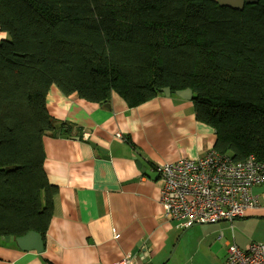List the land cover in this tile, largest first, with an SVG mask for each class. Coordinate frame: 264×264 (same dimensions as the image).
I'll list each match as a JSON object with an SVG mask.
<instances>
[{
	"label": "trees",
	"instance_id": "16d2710c",
	"mask_svg": "<svg viewBox=\"0 0 264 264\" xmlns=\"http://www.w3.org/2000/svg\"><path fill=\"white\" fill-rule=\"evenodd\" d=\"M0 30V238L45 246L59 189L43 140L73 136L48 112L52 86L130 108L191 89L215 150L264 163V0H0Z\"/></svg>",
	"mask_w": 264,
	"mask_h": 264
},
{
	"label": "crops",
	"instance_id": "0c3cea01",
	"mask_svg": "<svg viewBox=\"0 0 264 264\" xmlns=\"http://www.w3.org/2000/svg\"><path fill=\"white\" fill-rule=\"evenodd\" d=\"M7 38L0 30V41ZM47 109L73 136L43 140L44 168L59 189L45 246L38 249L35 237L0 238V264H113L127 257L144 264L141 255L149 248L153 262L182 228L164 215L161 179L143 174L138 163L154 172L160 163L203 158L215 150L214 129L196 119L192 100L176 94L130 108L117 94L99 104L52 86ZM253 193L260 205L241 219V231L231 226L240 248L264 241V184Z\"/></svg>",
	"mask_w": 264,
	"mask_h": 264
},
{
	"label": "built area",
	"instance_id": "2783aa9c",
	"mask_svg": "<svg viewBox=\"0 0 264 264\" xmlns=\"http://www.w3.org/2000/svg\"><path fill=\"white\" fill-rule=\"evenodd\" d=\"M163 183L160 204L164 215L178 228L233 222L259 205L253 189L264 184V163L254 155L243 161L213 150L203 158H180L154 166ZM125 258L113 264H131ZM225 264H264V243L244 249L229 246Z\"/></svg>",
	"mask_w": 264,
	"mask_h": 264
},
{
	"label": "rangeland",
	"instance_id": "374dc122",
	"mask_svg": "<svg viewBox=\"0 0 264 264\" xmlns=\"http://www.w3.org/2000/svg\"><path fill=\"white\" fill-rule=\"evenodd\" d=\"M243 222L244 220L237 219L233 223L226 221L198 225L189 229H176L167 248L153 264H225L229 246L233 244L231 226H234L235 232H239L241 231L239 224ZM245 228L250 232L253 230L252 224ZM259 236L264 240L262 225ZM227 242L230 243L227 245Z\"/></svg>",
	"mask_w": 264,
	"mask_h": 264
},
{
	"label": "water",
	"instance_id": "95a60500",
	"mask_svg": "<svg viewBox=\"0 0 264 264\" xmlns=\"http://www.w3.org/2000/svg\"><path fill=\"white\" fill-rule=\"evenodd\" d=\"M216 3H218L222 7H228L234 10H243L246 5H254L259 2V0H212ZM164 94L166 96H170L172 94V91L170 88H166L163 90ZM176 95L186 99V100H192L193 99V92L191 89H186L183 91H177ZM59 133H56L55 136H58ZM138 168L142 171L143 174L146 176L153 178V179H158L159 176L157 173L152 172L148 170L146 167L142 165V163H138ZM6 240H13L12 238H6ZM149 253H151V249L149 248L148 251L143 249V253L141 255V258L143 259L144 264H153L151 257L149 256Z\"/></svg>",
	"mask_w": 264,
	"mask_h": 264
}]
</instances>
